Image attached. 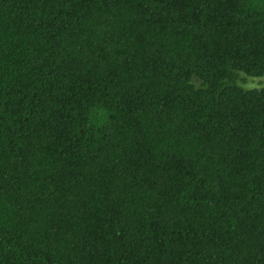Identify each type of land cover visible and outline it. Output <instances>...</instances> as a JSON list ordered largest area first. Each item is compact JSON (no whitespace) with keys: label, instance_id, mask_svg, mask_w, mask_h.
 <instances>
[{"label":"trees","instance_id":"1","mask_svg":"<svg viewBox=\"0 0 264 264\" xmlns=\"http://www.w3.org/2000/svg\"><path fill=\"white\" fill-rule=\"evenodd\" d=\"M264 0H0V264H264Z\"/></svg>","mask_w":264,"mask_h":264},{"label":"rangeland","instance_id":"2","mask_svg":"<svg viewBox=\"0 0 264 264\" xmlns=\"http://www.w3.org/2000/svg\"><path fill=\"white\" fill-rule=\"evenodd\" d=\"M261 80H263V84H264V78L263 79H260V80H255V81H253V83H252V85H254V86H258L259 85V81H261Z\"/></svg>","mask_w":264,"mask_h":264}]
</instances>
